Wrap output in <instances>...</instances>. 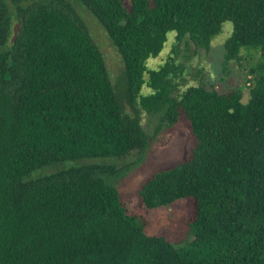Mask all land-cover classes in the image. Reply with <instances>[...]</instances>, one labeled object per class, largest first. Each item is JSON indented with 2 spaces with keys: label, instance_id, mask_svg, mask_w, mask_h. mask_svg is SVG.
I'll list each match as a JSON object with an SVG mask.
<instances>
[{
  "label": "trees",
  "instance_id": "obj_1",
  "mask_svg": "<svg viewBox=\"0 0 264 264\" xmlns=\"http://www.w3.org/2000/svg\"><path fill=\"white\" fill-rule=\"evenodd\" d=\"M76 1L119 49L130 102L140 98L160 122L150 136L124 113L69 0H0V264H264V0ZM228 22L226 63L259 55L247 103L239 88L175 95L171 64L148 67L169 34L209 50ZM183 114L191 157L142 185L141 216L128 215L115 186L127 172L114 164L35 177L55 164L145 155ZM179 200L195 236L183 248L145 233L148 212Z\"/></svg>",
  "mask_w": 264,
  "mask_h": 264
},
{
  "label": "rangeland",
  "instance_id": "obj_2",
  "mask_svg": "<svg viewBox=\"0 0 264 264\" xmlns=\"http://www.w3.org/2000/svg\"><path fill=\"white\" fill-rule=\"evenodd\" d=\"M69 1L86 23L94 41L104 55L124 113L131 118H138L145 132L150 136L154 135L160 121L142 108L140 98L130 102L125 63L119 49L101 22L85 5L76 0ZM124 3L129 8L131 0H124ZM232 32L233 24L226 23L223 33L212 42L209 50L197 47L190 38L179 44L176 42L175 33H171L162 54L156 59H151L148 67L157 69L162 65L171 64L177 72L174 77L177 85L175 95L203 84L207 89L219 94H226L234 88H239L243 92V102L247 103L256 79L251 70L257 66L259 55L255 52L244 51L241 60L227 64L225 43ZM143 93L149 94L150 90L145 88ZM194 145L195 138L192 134L191 123L183 114L177 125L163 129L156 134L150 150L145 155L135 152L116 161L91 159L55 164L39 170L35 173V177L51 175L75 165L114 164L127 172L124 178L115 183V186L128 215L130 217L141 216L139 191L142 185L156 173L189 159ZM185 213L186 202L184 200H179L171 207L152 210L145 215V233L148 236L165 238L176 248L186 247L195 236L186 224Z\"/></svg>",
  "mask_w": 264,
  "mask_h": 264
},
{
  "label": "water",
  "instance_id": "obj_3",
  "mask_svg": "<svg viewBox=\"0 0 264 264\" xmlns=\"http://www.w3.org/2000/svg\"><path fill=\"white\" fill-rule=\"evenodd\" d=\"M18 34H19V26L17 25V26H16V29H15L14 41H16V39H17V37H18Z\"/></svg>",
  "mask_w": 264,
  "mask_h": 264
}]
</instances>
